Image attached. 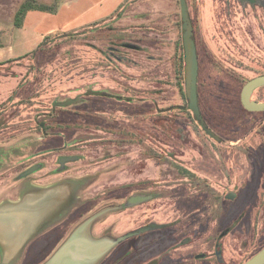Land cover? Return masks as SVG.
Instances as JSON below:
<instances>
[{"label":"rangeland","instance_id":"obj_1","mask_svg":"<svg viewBox=\"0 0 264 264\" xmlns=\"http://www.w3.org/2000/svg\"><path fill=\"white\" fill-rule=\"evenodd\" d=\"M23 1L0 0L1 28H14L13 13ZM35 1L52 6L59 0ZM259 1L186 0L198 51L199 108L217 141L192 120L184 84V96L177 85L178 0L132 3L129 9L140 21L53 35L34 56L20 55L24 49L5 31L0 199L15 193L12 183L19 173L38 167L24 181L69 183L78 198L59 221L63 227L102 209L111 211L96 221L95 237L119 239L143 226H159L128 238L100 264H242L259 252L264 114L240 104L244 83L264 73ZM26 15L46 17L34 31L52 19L38 11ZM24 27L29 28L27 20ZM67 34L72 38L63 45ZM55 41L62 45L55 47ZM87 91L104 96H86ZM76 97L79 102L62 107L49 126L45 115L53 103ZM251 100L264 102V87ZM40 123L48 125L46 134ZM65 157L61 171L58 160ZM226 231L216 259L212 244ZM32 245L25 262L35 260Z\"/></svg>","mask_w":264,"mask_h":264},{"label":"water","instance_id":"obj_2","mask_svg":"<svg viewBox=\"0 0 264 264\" xmlns=\"http://www.w3.org/2000/svg\"><path fill=\"white\" fill-rule=\"evenodd\" d=\"M181 23V41L184 62V90L187 100V110L193 116L194 121L208 137L213 140H219L217 136L207 127L198 103V59L196 47L193 39V29L186 0H178ZM264 87V75L257 76L247 81L240 91V104L243 109L250 113H264V102H255L251 100L252 93ZM86 96H104L100 92L87 91ZM79 102V97L67 99L63 102L53 103V107H67ZM34 200L23 199L15 204H5L0 206V239L4 233L6 237L14 236L19 232L23 225H27L29 233L35 225L40 224L46 216L55 211H63L71 205L75 196L69 183H62L55 187L42 189L34 195H30ZM42 198L39 200V198ZM59 211V212H60ZM110 209H102L76 226L65 240V242L56 250V252L44 264H88L96 263L110 249L111 241L109 239H92L89 237V229L94 221L108 214ZM49 216V215H48ZM153 226L139 228L123 239L138 235L142 232L153 229ZM25 234L19 237L14 244V250H19L25 240ZM243 264H264V247L249 258Z\"/></svg>","mask_w":264,"mask_h":264},{"label":"crops","instance_id":"obj_3","mask_svg":"<svg viewBox=\"0 0 264 264\" xmlns=\"http://www.w3.org/2000/svg\"><path fill=\"white\" fill-rule=\"evenodd\" d=\"M139 1L140 0H59L56 4L57 6L55 12L51 14L46 13L48 15H51L52 19L49 20V24L45 27V29L41 31L33 30L46 17L41 16L40 18L34 20V19H28L27 15L25 14L20 28H8V30H6L7 28L0 27V35H2L3 37L4 36L3 33L5 31H8V33L10 32L11 34L9 33V36L15 38V44L17 45V47L24 49L20 55H25L35 50L45 37H50L53 35H61L67 32H79L83 30L92 29L97 26H106L110 28V26L111 25L114 26V24L115 26H117L120 23L131 22L133 24V22L135 21H140V18L142 16L139 13L138 14L134 13L129 9L132 3L136 4ZM125 9H128L130 11L126 12ZM0 14L2 15V11H0ZM10 19H11V15H10ZM26 20L29 23V28L24 27V22ZM3 21H4L3 19H0V23ZM32 36L35 37L33 38L34 40L32 39ZM2 46H3V42L0 41V49ZM19 56H15V57H19ZM9 59L10 60L14 59V56H8L6 58V60ZM98 133H100V131ZM31 170H29L28 172L34 174L39 169L36 170L34 168ZM19 177L23 178L24 176L21 175ZM17 179H14V181H17ZM82 181L83 178L74 182L81 183ZM59 184H54L50 186H40V184L35 183V181L31 182L29 180L24 181V179L23 180L21 179L17 183L14 184L12 183V188L16 190L15 193L13 195H10V197L9 196L4 197L3 195V198L0 199V206L5 204H15L23 199H28V200L32 199L35 202V199L37 198H33L30 195H34L36 192L41 191L42 189L55 187ZM9 188L11 187L9 186ZM38 198L39 200H41L44 197L42 198L38 197ZM77 200L78 198L77 196H75L74 202L71 205H69L68 208H66L65 210L63 211L55 210L49 213L48 214L49 216L47 215L46 218L40 224L38 223L37 225H35L34 228L29 233H27L28 224L23 225L20 231L15 233L14 236L6 237V235L3 233L2 238L0 239V264H38V261L36 259L30 263L25 262V259H23V257L24 255L27 254L26 249L33 244L32 248L30 247L31 248L30 251L32 250L34 254L35 251L34 249L35 246L33 242L34 239L37 238V236H39V234H41L46 228L52 226V224L54 225L60 223L59 221L64 216H66V214L76 204ZM96 221L93 222V224L89 229V237L92 239H103V238L95 237L93 233H91V230L92 228H94ZM78 225H75L73 229ZM25 233L27 236H25L23 246L19 250H14L13 246L15 242L19 240V237H21ZM70 233L68 234V236L70 235ZM68 236L65 238V240L68 238ZM104 239H109V238L105 237ZM65 240L56 248V250L65 242ZM56 250L41 264H44L48 259H50V257L56 252ZM89 263L90 262H88V264Z\"/></svg>","mask_w":264,"mask_h":264},{"label":"flooded vegetation","instance_id":"obj_4","mask_svg":"<svg viewBox=\"0 0 264 264\" xmlns=\"http://www.w3.org/2000/svg\"><path fill=\"white\" fill-rule=\"evenodd\" d=\"M247 1L250 3L253 0H247ZM258 4H259V7L264 9V4L262 3L261 0L259 1ZM193 39H194V43H195V47H196V53H197V59H198L197 44H196V40H195L194 36H193ZM67 161H68L67 157L60 158L58 160V163H59V166H60L59 170H61V171L63 170V168H64L65 164L67 163ZM34 168H36V167H31L27 171H24V172L20 173L19 176L22 175L24 177L20 178L18 176V179H17V181L15 183L19 182L21 179L23 180V179L27 178L28 176L32 175L33 173H29L28 171L31 170V169H34ZM37 169H39V168L37 167ZM56 173H58V172H56ZM137 198L138 199H136V200L139 201V200H142L143 197L142 196H137ZM143 227H147V226H143ZM153 227L154 228L151 229V230H158L159 229V226H153ZM72 229H73V227H66V226L63 227L62 223H57V224H54V225L52 224V226H49L48 228H46L41 234H39V236H37V238L34 239L33 242H34V246H35V248H34L35 251H34L33 255H34L35 259L38 261V264H41L44 260H46L56 250V248L65 240V238L68 236V234L70 233V231ZM151 230H148V231H151ZM91 233H93V228L91 230ZM228 233H229V231H226V232H224L222 234H219V239L216 238L217 239L216 243L212 244L213 249L216 250V251H214V255L216 256V259H219V257H220V250L221 249L219 250L218 248H220V246L222 248V240ZM128 234H130V233H128ZM128 234H126V235H128ZM105 237H108V236H99L98 238H105ZM132 237L133 236L128 237V238L131 239ZM108 238L111 241V247L108 250V252L100 260H98L96 263H91L90 262L89 264H100L101 261H103V259H105L117 246H119L121 243H123L125 241H128V238L123 239V237H121L119 239L118 238H113V237H108Z\"/></svg>","mask_w":264,"mask_h":264},{"label":"trees","instance_id":"obj_5","mask_svg":"<svg viewBox=\"0 0 264 264\" xmlns=\"http://www.w3.org/2000/svg\"><path fill=\"white\" fill-rule=\"evenodd\" d=\"M56 6L57 5L47 6V5L42 4V3H37L35 0H24L22 3H20L18 5V7L15 9V11L13 13L12 25H13L14 28H20L21 25H22L23 18L25 16V14L27 12H29V11H38V12H44V13L51 14V13L55 12ZM178 27L181 28V23L180 22L178 23ZM71 36H70V34L64 35L63 45L67 41L71 40V38H72ZM48 39H49V37H45L43 39V41L37 46V48L35 50L25 54L24 57L28 56L29 54L34 56L37 52H44V47H45L46 42H47ZM51 44H55L54 45L55 47H60L62 45L61 43H57L56 41L51 43ZM174 66H175V75H176L177 85H178V87L180 89L181 94L183 95L184 62H183L182 44H181V40L180 39H179V41H177V44H176V50H175V53H174ZM262 75H264V73L259 75V76H262ZM61 110H62V107H51L50 112L45 115V119H47L51 123V124H49V126H52V122L54 121L53 117L55 116V114L58 111H61ZM259 114H264V113H259ZM201 115H202V113H201ZM191 118L194 121L193 116ZM42 124H44V125L42 126L41 123H40L38 125V127H39L41 133L46 134V133H44V128H46V126H48V125H46L45 123H42Z\"/></svg>","mask_w":264,"mask_h":264}]
</instances>
